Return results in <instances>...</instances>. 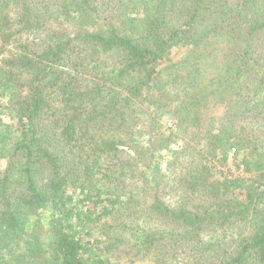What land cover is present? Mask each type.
<instances>
[{
    "label": "trees",
    "instance_id": "1",
    "mask_svg": "<svg viewBox=\"0 0 264 264\" xmlns=\"http://www.w3.org/2000/svg\"><path fill=\"white\" fill-rule=\"evenodd\" d=\"M143 260L264 264V0H0V264Z\"/></svg>",
    "mask_w": 264,
    "mask_h": 264
},
{
    "label": "rangeland",
    "instance_id": "2",
    "mask_svg": "<svg viewBox=\"0 0 264 264\" xmlns=\"http://www.w3.org/2000/svg\"><path fill=\"white\" fill-rule=\"evenodd\" d=\"M178 53H179V48H174V50H173V55H174V57H176L177 55H178ZM221 113V108L219 107L218 109H217V107L215 108V111H214V114H216V115H218V114H220ZM165 125H166V127H167V130H166V132H169L168 130H169V128L170 127H172V123H171V121L170 120H168V121H165ZM221 170V171H223V172H229V173H231V174H238L239 172H240V169H238L237 168V166H236V164H235V162L233 161V156H231L230 158H229V160L227 161V163L225 164V165H223V164H220V163H218L217 165H216V170ZM240 173H243V171H241ZM134 264H152V262L150 261V260H143V261H139V262H136V263H134Z\"/></svg>",
    "mask_w": 264,
    "mask_h": 264
}]
</instances>
